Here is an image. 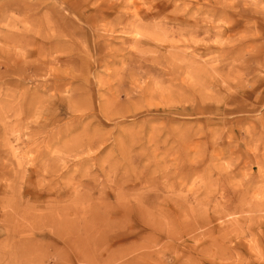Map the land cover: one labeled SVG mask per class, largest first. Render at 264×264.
I'll use <instances>...</instances> for the list:
<instances>
[{
  "label": "rangeland",
  "instance_id": "obj_1",
  "mask_svg": "<svg viewBox=\"0 0 264 264\" xmlns=\"http://www.w3.org/2000/svg\"><path fill=\"white\" fill-rule=\"evenodd\" d=\"M0 264H264V0H0Z\"/></svg>",
  "mask_w": 264,
  "mask_h": 264
},
{
  "label": "bare ground",
  "instance_id": "obj_2",
  "mask_svg": "<svg viewBox=\"0 0 264 264\" xmlns=\"http://www.w3.org/2000/svg\"><path fill=\"white\" fill-rule=\"evenodd\" d=\"M48 34V33H47ZM46 35V34H45ZM46 37V36H45Z\"/></svg>",
  "mask_w": 264,
  "mask_h": 264
}]
</instances>
